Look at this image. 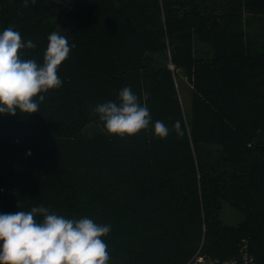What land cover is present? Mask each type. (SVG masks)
<instances>
[{"label":"trees","instance_id":"1","mask_svg":"<svg viewBox=\"0 0 264 264\" xmlns=\"http://www.w3.org/2000/svg\"><path fill=\"white\" fill-rule=\"evenodd\" d=\"M24 3L0 0V33L36 45L22 58L43 63L56 9L74 47L38 113L0 114V214L43 206L110 225L108 264H187L199 250L222 262L243 242L264 264V45L245 31L264 24V0ZM125 87L151 123L109 136L95 108ZM89 125L99 130L83 134ZM225 203L243 215L236 225L222 221Z\"/></svg>","mask_w":264,"mask_h":264},{"label":"clouds","instance_id":"2","mask_svg":"<svg viewBox=\"0 0 264 264\" xmlns=\"http://www.w3.org/2000/svg\"><path fill=\"white\" fill-rule=\"evenodd\" d=\"M27 6L25 0L23 7ZM35 47L31 40L25 43L11 26L0 33V114L38 113L43 94L61 87L58 68L74 46L69 45L66 36L53 31L42 64L22 58L21 50ZM142 99L147 101L148 94H143ZM95 112L109 136L132 137L151 123L147 104L130 87L119 92L118 102L99 104ZM173 130L183 135L179 121L174 123ZM153 133L163 139L169 129L156 121ZM110 229V225L87 217L65 218L43 206L0 214V264H108L110 254L103 238Z\"/></svg>","mask_w":264,"mask_h":264},{"label":"rangeland","instance_id":"3","mask_svg":"<svg viewBox=\"0 0 264 264\" xmlns=\"http://www.w3.org/2000/svg\"><path fill=\"white\" fill-rule=\"evenodd\" d=\"M60 9H56L53 12L50 21L55 26L57 30L60 32L67 29L70 23L65 19ZM248 25L245 26V31L247 32V36L250 40L253 41V44L260 49L264 45V24L262 22H255L251 24L249 27ZM249 30V31H248ZM201 51H203L204 47L201 46ZM182 93L187 91V85L182 86L180 85ZM99 127L96 125H89L83 131V134L90 135L95 131H98ZM221 219L225 224L228 225H236L243 219V215L239 212L233 210L228 203L223 204L222 211H221Z\"/></svg>","mask_w":264,"mask_h":264},{"label":"built area","instance_id":"4","mask_svg":"<svg viewBox=\"0 0 264 264\" xmlns=\"http://www.w3.org/2000/svg\"><path fill=\"white\" fill-rule=\"evenodd\" d=\"M187 264H258L255 258L250 254L247 244L243 242L238 253L222 262L210 260L206 256L200 254V250L188 261Z\"/></svg>","mask_w":264,"mask_h":264}]
</instances>
